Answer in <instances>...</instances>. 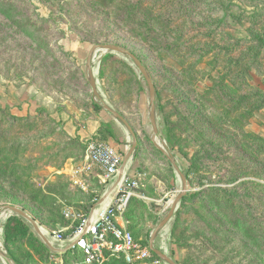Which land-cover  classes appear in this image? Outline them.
Listing matches in <instances>:
<instances>
[{"label": "rangeland", "instance_id": "obj_1", "mask_svg": "<svg viewBox=\"0 0 264 264\" xmlns=\"http://www.w3.org/2000/svg\"><path fill=\"white\" fill-rule=\"evenodd\" d=\"M237 5L243 12L235 15ZM263 24L264 0H0V206L24 210L65 249L110 185L87 200L75 183L84 142L66 134L67 113L86 114L95 103L118 125L110 139L124 145L123 157L134 141L106 105L137 142L124 174H140L141 183L120 213L123 226L145 245L157 228L154 248L176 264H264V106H249L256 90L264 97ZM101 44L144 66L155 88L156 138L149 88L133 60L96 49L88 64ZM23 85L40 93L25 115L8 106L25 110L32 88L23 94ZM180 173L186 193L160 226L183 189ZM120 196L115 190L112 200ZM10 216L0 208V251L12 264H126L108 250L102 261L75 246L52 250L19 216L29 231L7 241ZM143 264L170 263L151 251Z\"/></svg>", "mask_w": 264, "mask_h": 264}, {"label": "built area", "instance_id": "obj_2", "mask_svg": "<svg viewBox=\"0 0 264 264\" xmlns=\"http://www.w3.org/2000/svg\"><path fill=\"white\" fill-rule=\"evenodd\" d=\"M122 159V153L111 141L97 137L90 138L85 143L83 159L74 170L75 183L86 189L87 179L91 175L96 176L100 184L113 183L120 170ZM140 180V174H124L115 188L121 196L109 203L103 214L84 234L82 232L85 228V220L77 229L75 247L82 250L89 260H104L106 250L112 255L122 256L129 264H143L150 258L149 247L136 241L132 233L116 220L130 196V191L140 186Z\"/></svg>", "mask_w": 264, "mask_h": 264}, {"label": "water", "instance_id": "obj_3", "mask_svg": "<svg viewBox=\"0 0 264 264\" xmlns=\"http://www.w3.org/2000/svg\"><path fill=\"white\" fill-rule=\"evenodd\" d=\"M96 49H100L103 52H123V53H126L133 60L134 64L137 66V68L139 69L141 74L145 77L147 85H148V88H149V105H150L149 118H150V123H151V126H152V130H153V137L156 138L157 127H156V123H155V114H154V112H155L154 111L155 110V88H154V85H153L150 77L147 75L144 66L140 62V60L134 54L128 52L127 50H123V49H121L118 46L111 45V44H101V45H94V46L91 47V49L89 51V54H88V57H87L88 64L91 61V53L94 50H96ZM91 88H92L93 94L96 95V93H97L96 92V83H95V81L92 78H91ZM103 107L109 113H111L116 118V120L119 123L123 124L127 128L128 132L131 134V136L133 137L134 141H133L132 146L130 147L129 152L122 159L121 167H120V170H119V172H118V174L116 176V179L114 180V182L112 183L110 188L99 199V201H98L99 203L103 201V199L108 195V193L112 192L117 187L118 183H120V181L122 180V177L124 175V170L127 167V163L129 161L133 160V158L135 156V150H136V146H137V142L135 140L134 132H133L132 128L130 127V125L123 118V116L119 112L114 111L112 108H110V107H108L106 105H103ZM155 144H156V146L159 149H161L162 151H165V149L163 147L159 146L156 142H155ZM180 178H181L182 183H183V189L180 192V194L178 195L177 199L173 201L172 206H171V208L169 210V213L163 219V221L160 223V226H164L169 221V219L171 218V216H172V214L174 212L177 200L180 199L186 193V190H185L186 189V177H185L184 174L180 173ZM0 208L3 209V210H7V211L11 212L12 214L17 215V216L21 217L22 219L28 221L33 226V228L37 231V233L39 234V236L41 237L43 242L49 248H51L52 250L64 252V251H67L68 249H70L71 247H74L76 245L77 237L72 239V241H70V244H68V246L65 249H62V250L55 249L51 245V243L41 233V231L39 229V226L37 225L35 220L31 216H29L24 210L14 206V205H10V204L1 205ZM93 209L94 208H92L90 214L87 217L85 228H84L82 234H84L88 230L89 226L91 225V215H92ZM156 233H157V228L154 229L152 231V233H151L150 240H149V243H148L149 249L153 253H155V254L161 256L162 258H164L170 264H176L175 261H173L171 258H169L166 254H164V253L160 252L159 250H157L156 248H154V246H153V237L155 236ZM0 256L2 258H4V260H6L7 264H12L10 259L7 258L1 251H0Z\"/></svg>", "mask_w": 264, "mask_h": 264}, {"label": "crops", "instance_id": "obj_4", "mask_svg": "<svg viewBox=\"0 0 264 264\" xmlns=\"http://www.w3.org/2000/svg\"><path fill=\"white\" fill-rule=\"evenodd\" d=\"M80 49L81 48L78 46L77 47L76 46L71 47V50L72 51L74 50L76 52L77 56L82 55L81 54L82 49L81 50ZM21 89H23V92H22L23 94H28L29 93L28 89L32 90V92L30 94L31 96H29V95L24 96V100L22 101V103L25 106V110L22 111L20 109V107L15 106L14 103H12V105L8 104V106L17 110L18 112H20V114L25 115V114H28L29 111H31L34 108L33 107L34 105H37V102L40 100L39 99L40 93L38 92L39 89H36L32 86L29 87V85H23V87H21ZM20 92H21V90H20ZM8 99H10V98H8ZM8 99L6 100V103L4 102V104H7V101L9 103H11ZM23 104H21V105H23ZM71 113H72L71 115L69 114V112L67 113V118H65V120H64L65 123H64L63 128L66 131V134L68 135V137H77L82 142H84V144L90 138H95V137L99 136L98 130L101 126H103V124L111 122V119L107 116V114L105 112H101V110H99V111L94 110L93 111V109L90 107L88 109V112H86V114L85 113L83 114L82 112H78V111H73ZM112 127L114 129H118V125L115 122L112 123ZM120 135H121V139L124 140V142H126L127 139H126L125 134H120ZM110 138L111 137L108 138L109 139L108 141H111ZM116 146H117V149L119 151L123 150V146H124L123 144L116 145ZM82 159H83V157H82ZM99 185H100V182L98 181L96 176L91 175L90 177H88V179H87V200H88V195H90L91 192H95V194L97 195V198H99L102 195V189ZM91 210H92V208H91ZM116 220L119 224L124 225L123 220L120 217V215H118L116 217Z\"/></svg>", "mask_w": 264, "mask_h": 264}, {"label": "trees", "instance_id": "obj_5", "mask_svg": "<svg viewBox=\"0 0 264 264\" xmlns=\"http://www.w3.org/2000/svg\"><path fill=\"white\" fill-rule=\"evenodd\" d=\"M214 1L219 3V4H226L227 0H214ZM240 1L248 2L249 0H240ZM228 2H230V0H228ZM142 4H143V2L142 3L139 2V5H142ZM255 11H261V10L260 9H256ZM241 12H243V9H241L240 6L237 5L235 10H234V14L236 15V13H241ZM255 13L256 12H253L252 14L255 15V18L257 16V22H258V21H260V18H259V15L255 14ZM236 18L237 17L232 16L233 20L236 19ZM262 26H264V24ZM263 33H264V31H263ZM259 34H260V32L259 33L258 32L254 33L253 40H258V41L261 40V36H259ZM204 45H205V47L207 46V44H204ZM249 49H245L243 51L245 52V51H248ZM259 55H260L259 53L258 54L256 53V55L254 54V56H253V58L256 59V61H258V62H259V60H258L259 59ZM104 57H106V56H104ZM245 62H247V60H245ZM251 99L252 100L249 101V106H250V109L252 111L264 106V97L261 94V91L256 90L253 93ZM92 105H93V108H94L95 111H99L101 109V107L99 105L95 104V103H93ZM108 124H110V122L103 124V126H101L99 128V130H98V135L99 136H97V138L104 139V140H109L108 139L109 137H111V138L114 137V128L112 127V123H111V127H112L111 131L106 132V131L103 130V128L108 126ZM104 137H107V138H104ZM84 151H85V144H84L83 152L81 153L82 157L84 155ZM28 231H29V226L21 218H19L17 216H10V217H8L7 222L5 224V228H4L5 240L8 241L14 236L24 235ZM130 232L132 233V235H133V237L135 238L136 241H138L142 245H145V244H143V242H141L140 240L137 239V237L134 235V233L132 231H130ZM145 246H148V245H145ZM120 257H121V260L124 263L129 264L123 259L122 256H120Z\"/></svg>", "mask_w": 264, "mask_h": 264}, {"label": "bare ground", "instance_id": "obj_6", "mask_svg": "<svg viewBox=\"0 0 264 264\" xmlns=\"http://www.w3.org/2000/svg\"><path fill=\"white\" fill-rule=\"evenodd\" d=\"M93 59V58H92ZM159 143V142H158ZM130 162V161H129ZM128 162V163H129ZM127 163V164H128ZM126 170V168H125ZM124 170V172H125ZM179 182V181H178ZM119 184V183H118ZM112 185V183L108 186L110 188V186ZM116 189H114L112 192L108 193V195L103 199L102 202L98 203L94 209H93V212H92V215H91V224L93 222H95L102 214L103 212L105 211V209L107 208V206L109 205V203L112 201L113 199V194H114V191ZM5 213V212H4ZM5 216L2 215L1 218H4ZM41 233L44 235V237L46 238L45 236V233L43 231V229H40ZM49 242H51L53 245L55 244L54 241L52 240V238H50L49 236H47L46 238ZM56 242V241H55ZM56 245L60 246L61 245V242H56Z\"/></svg>", "mask_w": 264, "mask_h": 264}]
</instances>
